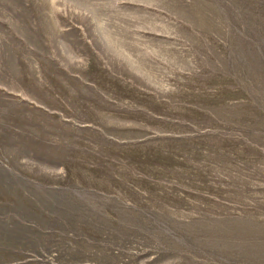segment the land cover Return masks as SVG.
I'll return each instance as SVG.
<instances>
[{
	"label": "rangeland",
	"instance_id": "rangeland-1",
	"mask_svg": "<svg viewBox=\"0 0 264 264\" xmlns=\"http://www.w3.org/2000/svg\"><path fill=\"white\" fill-rule=\"evenodd\" d=\"M0 264H264V0H0Z\"/></svg>",
	"mask_w": 264,
	"mask_h": 264
}]
</instances>
